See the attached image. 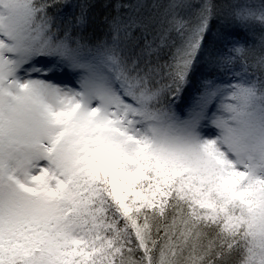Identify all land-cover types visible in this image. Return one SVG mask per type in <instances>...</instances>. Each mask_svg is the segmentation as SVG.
Instances as JSON below:
<instances>
[{"label": "snow or ice", "instance_id": "6c2138e0", "mask_svg": "<svg viewBox=\"0 0 264 264\" xmlns=\"http://www.w3.org/2000/svg\"><path fill=\"white\" fill-rule=\"evenodd\" d=\"M0 264H264V0H0Z\"/></svg>", "mask_w": 264, "mask_h": 264}]
</instances>
